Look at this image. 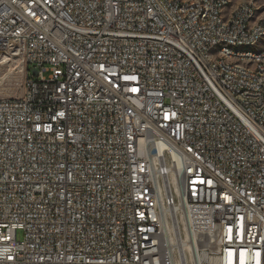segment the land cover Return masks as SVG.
Masks as SVG:
<instances>
[{
  "label": "built area",
  "instance_id": "2783aa9c",
  "mask_svg": "<svg viewBox=\"0 0 264 264\" xmlns=\"http://www.w3.org/2000/svg\"><path fill=\"white\" fill-rule=\"evenodd\" d=\"M11 66L0 264H264L254 6L0 0Z\"/></svg>",
  "mask_w": 264,
  "mask_h": 264
},
{
  "label": "rangeland",
  "instance_id": "374dc122",
  "mask_svg": "<svg viewBox=\"0 0 264 264\" xmlns=\"http://www.w3.org/2000/svg\"><path fill=\"white\" fill-rule=\"evenodd\" d=\"M238 3H249L255 7L257 17L264 20V0H230V8ZM24 76L19 72H13L11 75L6 71L0 73V99L19 98L23 94ZM18 241L22 240L23 233L18 231L16 234Z\"/></svg>",
  "mask_w": 264,
  "mask_h": 264
},
{
  "label": "bare ground",
  "instance_id": "6f19581e",
  "mask_svg": "<svg viewBox=\"0 0 264 264\" xmlns=\"http://www.w3.org/2000/svg\"><path fill=\"white\" fill-rule=\"evenodd\" d=\"M19 71H20V69H19ZM13 72H14V71H13V67L11 66V67L8 69V74L11 75Z\"/></svg>",
  "mask_w": 264,
  "mask_h": 264
}]
</instances>
